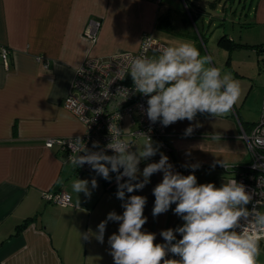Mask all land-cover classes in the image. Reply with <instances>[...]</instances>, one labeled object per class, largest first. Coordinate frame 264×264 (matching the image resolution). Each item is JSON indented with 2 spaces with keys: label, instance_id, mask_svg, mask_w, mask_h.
<instances>
[{
  "label": "crops",
  "instance_id": "crops-1",
  "mask_svg": "<svg viewBox=\"0 0 264 264\" xmlns=\"http://www.w3.org/2000/svg\"><path fill=\"white\" fill-rule=\"evenodd\" d=\"M211 8L218 13L226 7L212 4ZM187 9L189 16L184 14L179 23L185 28L193 24L205 46L204 33L217 17L199 4ZM239 20L242 27L253 31L251 40L240 35L238 39L222 36L255 53L258 74L256 80L248 76L251 86L244 98L255 86L252 80L258 82L260 110L264 96L262 49L249 46H264V0H255L254 7L243 5ZM157 29L174 31L170 13L159 15L158 0H0V48L6 47L11 53L6 65L0 60V264H114L108 237L118 233L119 222H108L104 243H99L95 234L109 212L122 215L124 211L123 201L116 197V180L104 184L92 170L74 169L57 146L47 148L45 141L84 132L81 122L62 104L82 60L86 56L106 59L118 52L136 51L142 33L160 40L154 36ZM86 31L93 34V41L86 37ZM232 70L233 79L247 77ZM243 102L237 101L230 113L217 118L198 114L191 122L193 132L187 136L188 120L169 125L166 148L156 140L153 146L159 152L142 159L140 171L148 163L158 162L163 153L173 171L183 175L192 171L186 164L199 163L194 173L198 183L212 182L219 187L234 178L235 169L252 160L242 132L249 134L258 121L243 112ZM214 134L221 139L213 140ZM138 140L145 142L136 139L133 151L143 145L139 146ZM223 156L230 160L237 157L236 166L225 170L217 164L213 169V162L223 160ZM93 177L98 187L91 189L89 184L91 197L83 193L78 197L72 183L77 178L91 181ZM162 178L163 173L153 174L142 190L126 192L125 197H147V222L142 230L155 233L156 243H164L162 230L183 224L173 212L174 204L166 213L152 215V190ZM58 190L69 194L71 205L58 206L42 197L43 192ZM261 203L260 211L264 201ZM176 236L181 238L178 233ZM262 247L264 242L260 241L258 264H264Z\"/></svg>",
  "mask_w": 264,
  "mask_h": 264
},
{
  "label": "clouds",
  "instance_id": "clouds-1",
  "mask_svg": "<svg viewBox=\"0 0 264 264\" xmlns=\"http://www.w3.org/2000/svg\"><path fill=\"white\" fill-rule=\"evenodd\" d=\"M158 51V56L131 58L130 63L126 62L115 73L120 80L130 75L131 94L147 97L146 110L143 105L139 107L146 111L152 124L159 121L167 127L188 120L187 136L193 132L191 122L198 114L217 118L233 110L240 97V84L230 73L222 75L221 68L209 66L213 64L211 55L201 56L191 43L166 46ZM120 91L125 92L127 98L129 89ZM124 131L112 123L109 143L101 147L99 142H93L91 149L77 137L74 141L83 145V150L68 157L74 169L87 164L106 181L111 182L110 172L116 173V197L123 201L124 211L122 215L109 212L98 224L95 234V239L104 243L108 222H119L118 233L108 237L109 254L114 264H258L260 240L264 237V211L259 210V201L253 203V191L235 178L219 187L212 182L198 183L194 173L199 163L186 164L185 167L192 171L183 175L173 171L163 153L158 162L148 163L141 172V160L155 156L159 148L146 137L143 145L133 151L132 141L123 136ZM212 139L221 137L214 134ZM69 146L72 147V142ZM249 147L264 148V131L260 128L249 137ZM109 149L112 155L107 154ZM223 157V160H215L211 167L214 169L219 164L229 170L236 166L237 157L231 160ZM155 173H163V178L152 190L155 197L153 217L166 213L174 204V214L183 220L182 226L160 232L164 243H156L155 233L142 230L147 222L144 216L147 197L129 195L125 198L126 192L142 190ZM89 184L91 189L98 187L95 177L91 181L77 178L72 190L78 197L83 193L90 198ZM249 204L253 205L251 209L247 207ZM177 233L181 238L177 239ZM169 253L179 259L168 258Z\"/></svg>",
  "mask_w": 264,
  "mask_h": 264
},
{
  "label": "built area",
  "instance_id": "built-area-1",
  "mask_svg": "<svg viewBox=\"0 0 264 264\" xmlns=\"http://www.w3.org/2000/svg\"><path fill=\"white\" fill-rule=\"evenodd\" d=\"M85 35L91 41L94 40L93 34L86 31ZM166 47L160 40L154 38L149 33H142L139 39V46L136 51L118 52L106 59H97L92 56H86L82 62L75 68L74 77L68 94L64 97L63 106L72 112V114L81 122L84 132L81 135L62 138H48L45 146L51 148L57 146L65 155V161L69 162L68 157L77 155L83 150V145L76 144L75 139L79 137L86 148L91 149L93 142H99L101 147L107 145L110 141L109 126L113 123L124 131V137H129L132 141L131 146L136 139L157 140L161 146L166 148L164 138L167 136L168 126H163L159 121L152 124L139 106L147 108V97L140 94H131L133 82L130 75L125 79H116L115 73L126 62L130 63L131 58L136 56L159 55V49ZM10 50L6 47L0 48V60L4 65L8 63ZM261 63H264V51L261 53ZM129 89V95L121 89ZM260 128L264 131V96H262L259 118L253 124L249 134L242 132V139L245 141L250 151L252 160L247 165L239 166L235 169L234 178L246 186V189L254 192L253 202L264 201V148H250L249 137ZM143 133L144 135H139ZM72 142V147L69 144ZM98 150V149H94ZM107 152L113 153L112 150ZM83 154V153H80ZM254 165H257L254 167ZM80 172L90 171L87 164L83 168H78ZM42 197L58 206L71 205L70 196L64 190L46 191ZM253 205L249 207L252 208ZM264 242V237L261 238ZM264 252V247H262ZM168 258L173 257L169 253Z\"/></svg>",
  "mask_w": 264,
  "mask_h": 264
},
{
  "label": "rangeland",
  "instance_id": "rangeland-1",
  "mask_svg": "<svg viewBox=\"0 0 264 264\" xmlns=\"http://www.w3.org/2000/svg\"><path fill=\"white\" fill-rule=\"evenodd\" d=\"M193 3L199 4L207 12L211 11L210 14L212 16L217 17L211 21V26L208 28V32L207 30L203 31V33L207 32V34L204 33L205 46L199 40L193 24L188 28H185L179 23L180 18L184 14L189 16L187 6H190ZM212 4H219L221 7L225 6L226 8H224L223 12L219 11L217 13L211 8ZM243 5H246L247 7L252 5V7H254L255 0H158L159 15L161 16L167 11L170 13L174 31L170 32L157 29L154 36L159 38L166 46H178L181 43L193 44L199 50L201 56L211 55L213 57V64L209 66L221 68L222 75L224 73H230L233 75L234 72L232 69H236L239 72L246 74L247 77L234 78L239 82L241 89L240 100L238 101L241 103L244 100L242 110L246 115L248 114L249 117L258 119L260 104L257 102L258 98L256 96V86L258 85V82H255L257 78L256 75L258 74L256 55L251 49L244 48L243 46L230 49V42L226 37H221L226 34L228 37L233 36L238 39V36L240 35L243 38L247 37L246 39L251 40V34L253 31L242 27L241 24H239V17ZM218 40L219 43H217ZM248 76H251L252 79L255 78V80H252V82L255 83V86L253 85L251 87L246 98H244L247 89L251 86V81L248 79ZM239 103L238 105H240ZM152 141L153 144L157 142L156 140ZM143 143L144 141L142 140H138L137 142L139 146ZM107 154L111 155L113 153L107 152ZM259 202L262 204V201ZM261 211H264V207H261Z\"/></svg>",
  "mask_w": 264,
  "mask_h": 264
},
{
  "label": "trees",
  "instance_id": "trees-1",
  "mask_svg": "<svg viewBox=\"0 0 264 264\" xmlns=\"http://www.w3.org/2000/svg\"><path fill=\"white\" fill-rule=\"evenodd\" d=\"M188 8H189V6H187ZM163 19V18H162ZM225 36H222V38H224ZM221 38V39H222ZM221 39H220V41H221ZM230 45H231V47H230V49H232V48H234V47H237V46H246V45H241V44H237V43H230ZM249 47H256V49L258 50V49H262V51H264V46H249ZM110 176L112 177V179H111V181L112 180H114L115 179V176H116V173H111L110 172ZM103 181H104V184H108L109 183V181H106L105 179H103Z\"/></svg>",
  "mask_w": 264,
  "mask_h": 264
}]
</instances>
